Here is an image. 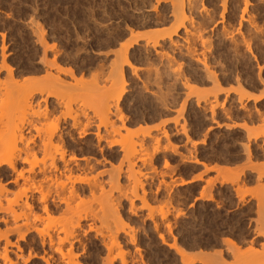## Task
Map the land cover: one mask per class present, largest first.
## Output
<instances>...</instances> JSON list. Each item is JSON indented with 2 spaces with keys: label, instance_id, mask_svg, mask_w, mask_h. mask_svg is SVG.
<instances>
[{
  "label": "rangeland",
  "instance_id": "1",
  "mask_svg": "<svg viewBox=\"0 0 264 264\" xmlns=\"http://www.w3.org/2000/svg\"><path fill=\"white\" fill-rule=\"evenodd\" d=\"M171 1L172 0H0V49H3V53L2 49L0 50V65H2V60H5L7 66L13 68V73L24 72L22 76H19L20 78L16 77L17 80H14L16 81V84H19V82L21 83L28 78L34 79L35 81H41L44 79L43 77H45V74L49 73L51 70L50 74L53 71L54 72L50 76L54 77L55 81L58 77L60 78L59 84L63 85L64 83L65 86L73 87L71 89L66 87L67 90H65V88L63 89L65 86H63L62 91H59V89L56 90L55 88L52 89V87H54L52 84L59 81L57 79L55 82L53 81L54 79H50L52 87L49 88V85H46L48 86V89L46 88L48 91L45 90V93H42L41 95L37 94L38 96H35L36 99L34 98L30 101V105L32 104L30 108L28 107L25 109L22 107V113H24L22 115L20 112L19 115H21V118H24L25 121H28L29 119V121H31V123L26 126L27 130L25 131V139L23 143H29L30 147L37 150V147H39L41 141H43V132L45 129L49 128L50 125L54 126L57 120L59 121H57L58 126L57 123L56 126L63 130L64 133H67V131L77 133L78 130L75 129V131L70 127L73 119L75 120L78 117L79 119L77 118L76 120L80 121L79 124L81 123V128L82 124L85 125L89 120V123L91 124L90 128L91 130L93 129V132H95V129L98 127L102 133L105 128H120V135H112L108 139L111 141L121 140L127 133L125 129H129L131 132H134V134L136 133V136H133L132 141L136 144L143 145L142 150H145L143 151L144 153L140 152L141 155H137L139 157L144 156L143 159H146L145 164H142L144 160L136 161L137 155L135 156L136 158H133L134 165L132 166L133 169H131V171H138V173H140L137 175L136 172L135 176L133 174L134 178L138 176L137 179L138 181L140 180L139 183L136 182L135 184L137 179L134 181L128 177V175H131V171L127 168V163H125L124 160L121 162L122 158H124V154L121 151L120 146L115 145L109 148L107 141L101 142L100 147H97L96 145V156H82L81 153H76L78 158L85 156V158L89 160L90 165H95L94 172H91L90 174L89 172H87L88 174L82 172L75 173L76 175H81L82 177L87 176L88 178L96 174V190L93 191V196L92 194H89L91 192H89L88 186L85 184H77L78 186L76 185V188H79L80 186L86 188V191L83 196L79 194V198H71L68 203L69 206H66L64 204H59L56 201L57 195H63H61V193L56 194V192H60L59 187L45 186L44 184V186H42V193L47 192V190L50 191V196L47 200L50 206V212L47 215L42 210V203L39 204L36 200L40 197L38 192L32 194L27 193L28 197L31 198H28L29 203H34L31 211L32 214L31 212L24 211V209L19 206L21 204H19L18 207H13L17 214H20L21 211L26 212L29 216L26 217L28 219L22 217V219L20 218L13 221V219L7 216L6 212H0V218H6L7 220L5 222L0 221V233H4L5 237L8 239L7 241L10 242L11 246H7L8 255L14 262H16V264H24L28 255L33 254L34 252L40 255L43 254L39 247L38 234H36L37 232L35 229H33L35 231L31 230V226L39 229V232H43L42 235L47 233L54 236L55 238L51 236L54 238V241H57L58 238L63 239L69 236L71 232H74L75 230V234L78 235V238L81 237V244H76L75 252L76 254H81L82 258H88L94 253L95 246L96 251H101V248L103 247L101 246L102 242H108L110 235L112 237L115 235V231L122 227L120 223L125 225V227L128 224L126 228L129 231L130 236L131 233H133L132 236L135 237L134 244H130L127 242L130 238L127 236V230L125 236L123 233H120V231L118 234L119 240L122 242L124 241V243L126 242V244L128 243L127 247L124 246L125 249L123 248L124 250L128 249L126 250V254L129 251V256L127 255L128 264L131 263V260L135 261V259L137 261H135V264H144V261L149 264H181V262H183L181 261L182 259H180L181 257L177 254L176 250L174 251V249L177 248L184 251V253L187 251V260L189 257L191 258V261L193 259V263L191 264H211L212 261L210 263H208V261H210L212 257H218V263L215 261L216 264H223L222 262H224V264H244L246 262L245 257H242L241 255L246 253L245 251L251 253V249L252 253L250 255L252 257H247V264H249L248 259H253L250 264H254L253 261L256 260L255 256L258 259L261 257L260 255H262L260 259H264V253H261L262 244L264 245V210L261 211L264 205V203L261 205L264 200V138L259 136L254 139L252 136H249L247 131L251 130L252 132L255 131L254 133H257L264 129V0H190L187 4L184 2V10L192 9L197 12L191 10L188 15L187 12L189 10L184 11V15L186 16H183L186 18L181 17V19L183 18L184 27L178 26L181 21L177 22L179 23L177 25L175 20L177 17H180V13H178L180 11L177 12L178 14L176 13L177 17L176 15L174 16L175 13L173 11L170 12V10H174L173 8L175 5L173 7L171 6L177 3V0H173V3ZM193 1L195 3L192 5ZM244 2H246V5ZM186 5L187 8H185ZM189 6L196 7L193 9L189 8ZM205 17H207V19ZM240 17H242V19ZM190 19L191 21L189 23L188 21ZM202 20L205 21L203 24L206 26L202 24ZM174 21L176 23L175 25L180 27L177 30V36H173V41L179 44L177 48H166V46L169 45L166 41L160 43L163 45V48L164 45L168 43L165 46L166 50L165 48H162L163 50L159 48L158 50V47H162V45L155 47L154 50V39L159 37L158 32L161 33L163 31V34H165L164 30L166 31L168 27L169 30H167L166 33L173 30L175 28V26L173 27ZM154 23L155 25L153 26ZM239 23L240 25H238ZM201 24L203 25V28L201 27ZM170 26L172 27L170 28ZM33 29L36 31L38 30L40 35L36 34L37 32ZM200 29L202 30V33ZM131 30L132 33H138L134 34L137 36H130L129 33H127ZM199 30L202 35V40L205 41V38L208 39V41L206 39L207 43L202 45L203 48L200 45L201 43H199L201 41H199V39L198 41L195 40L199 35ZM148 32H154L158 37L156 36L157 38H154L152 37L154 34L151 33L149 35ZM179 32L183 35H180ZM223 32L226 34V38L224 37L225 35ZM115 33L116 35L118 33L119 36H116ZM184 33H186L185 36ZM189 33L191 35L193 33L195 34L190 36V38ZM142 34H145L146 37L142 38ZM220 34H222L223 37ZM37 35L38 39L35 37ZM108 35H110L109 39ZM120 35H122V38ZM147 36L149 37L147 38ZM136 37L141 39L138 40ZM186 37L190 38V41H188L189 39ZM39 38H44L43 41H45V46L51 47V45H54L52 46L53 49L47 50L45 55L43 54V48L45 46L43 45V47L42 44L39 43L40 41L38 42ZM112 38H115L114 42H119H113L114 45H116H113L114 47H112ZM134 40H137V44L132 45V47L128 49V52L131 53L132 56L133 52L134 54L137 53L136 50L143 51L148 49V46L151 45L149 51H151V54L154 51V54L150 56V59L152 61L157 60L155 64H158V67H160L161 63L163 65L167 62H171L169 59L173 56V58L175 57L176 59H172L176 62L175 65L172 62L171 63L174 65V68L176 67V71L174 72V68L171 70V66L173 67L171 64H169V66L171 65L169 69L171 68L170 70L173 73H170V70H167V66H163L165 69L163 67L160 68H163L164 70H160L156 66V70V68H154L155 66L153 67L154 64L151 60L145 64L144 62L138 63V61H135L134 64L136 63V67L134 68L136 69H132L134 70L132 72L135 74L129 72V68L124 67V81L126 84H120L122 82L121 78H118L119 81H117V79L115 82L114 79L119 75H115V78L113 77L114 74L112 73L115 70L112 69L113 66L110 68V60L112 62L117 59L116 54L119 52V48L122 44L124 46V44H129V42L131 43ZM177 40H179V42ZM98 41H100L99 43H101L102 47ZM144 41H150L147 42L148 46ZM120 42L122 43L121 45ZM231 42L232 45L230 44ZM97 43L99 46H97ZM193 43L196 44V47ZM183 44H187V47L183 46ZM107 45L110 48H107ZM197 45L200 47L198 48ZM188 46L196 48L198 57L200 54L199 59H202L205 56V59L208 62V67L211 71L215 72H212L215 78L218 77L217 80L220 88H218L219 86L217 84L213 85L214 83H217V81H212L211 78V80L209 78V80H206V77L203 79L205 74L203 73L202 65H197L194 59L187 55V49L191 48ZM170 49L174 53L170 54V57L167 58L169 53H172ZM199 50L201 51L199 52ZM165 51H170L169 53L166 52L167 56H164L166 55ZM53 52L55 54L57 53L56 56H54L55 54ZM2 54H4V56ZM131 54L129 55L131 56ZM156 54H159V59H162L161 62ZM43 57L47 60L49 59L48 61H52L54 57L56 58L55 64L58 63L57 65H59V68L57 67V73L55 72L56 68L51 67L52 69H42L41 64H39L40 62L38 61ZM165 60L169 61H166L165 63ZM157 62H160V64ZM29 64H35V66L38 65L36 67L41 70L38 75H32L25 72V69L28 68L27 66H29ZM141 64H144V66ZM199 67H201L200 70ZM60 68L62 71L58 70ZM177 68H179L181 72L180 76L178 73L180 78L183 77V72H185L183 73L185 77H190L187 79L188 81L190 80L189 83L191 82L194 86L193 91L187 90L186 87H182L181 82L184 81V78H181L182 81L175 76L177 75V71L179 72ZM68 70L69 72L72 70L71 72L73 73L70 74L68 72L69 74L67 75L65 72ZM154 70L155 72L158 70L160 71L155 73L153 72ZM166 70L172 74L175 83H177L175 85L176 87H172V84H169L170 81L171 83L174 82H172V79L168 80L172 78V76L166 75ZM192 70H194L195 74ZM196 70H198V72ZM149 72L156 74H153L154 78ZM157 73L160 74L158 75ZM200 73L202 74L201 76ZM0 74V82L5 81V78L6 80L8 79L6 76L7 73H5L4 70H1ZM116 74H118V72ZM161 74L163 76H161ZM55 75H57V77ZM71 75L74 76L72 78L75 80L71 78ZM41 76H43V79ZM156 76H158V78ZM168 76H170V78L166 79L165 77ZM174 76L179 80H175L176 78ZM193 76L197 79L193 78ZM80 78L83 81L80 80L81 82L77 83L76 87L73 86L72 84ZM159 78L161 79V82H158V80L160 81ZM155 79L158 80L156 81ZM7 81L9 82V80ZM61 81L63 83H61ZM141 81H144L143 83L147 85V87L145 85L143 86L144 88H147V90L142 87L141 84L143 83ZM168 81L169 83H167ZM8 82L2 83H6L5 85H7ZM112 82H114V84L116 83L115 85L118 86V90L123 89L124 92L117 104L118 109L111 108L112 110L109 109L108 111L105 109V106H103L104 104L102 105L100 104L102 102H99L103 101L102 99L106 96L101 95L105 97L98 98L101 91L98 93L99 91L97 90L98 88L99 90H103L101 89L103 86L105 89L106 87L112 86ZM155 82L157 84H155ZM9 84L11 85V81ZM21 84L23 85L24 83ZM21 84H19V87ZM120 85H122L123 88H121ZM156 85H158V87ZM3 86L0 88V96L3 98L1 99L2 103L6 101V98L4 97L5 95H3L6 93L4 90L9 88V86H7V88L5 86V88H2ZM15 86L12 84V88H9L10 92L8 90L9 94H13L11 97L13 96L16 98H10L13 102L21 96L19 94L25 93V89H27V86L25 87L24 85L25 88L22 86V89L24 90L19 87L17 88V85ZM34 87L35 89L39 88L41 87V84L34 85L33 87L31 86V89L29 88L30 91H32V89L34 90ZM216 88L222 90L217 91ZM105 89L103 91H105ZM113 89L114 88L112 87L111 91H105L107 93L106 101H109L108 99H110L108 104L116 103V94L113 93L115 90L112 92ZM12 90H15L14 93H12ZM16 91L19 93H15ZM27 91L30 92L28 89ZM1 92H3V96L1 95ZM47 92H53L54 94L48 93V95L51 96L48 97V95H46L45 97ZM190 92L191 94H189ZM215 93L218 94L216 95ZM39 98L41 99L38 100ZM43 98H46V104L45 102H42ZM256 98L258 99L257 101H255ZM162 99L167 104L162 103ZM57 101H59L58 104L56 103ZM111 101H113V103H110ZM181 103H184V107H181L182 110L180 105L183 104ZM5 105L6 103H4V107ZM19 109H21V107ZM3 110L2 106V109H0V115L2 114V118L0 117V120L2 121L3 119V121H6L5 117L3 118V114H5ZM45 110L46 114H50L45 116L40 115V113L42 114ZM28 111H31V113H28ZM32 112H37L36 115H40V117H36L35 114V116L32 115ZM258 112H263L262 117H260L261 113ZM179 114L181 115L178 116ZM121 116L122 118H120ZM15 122L14 124H16ZM241 124H244L246 128H243L244 125H242V127ZM231 125H238L240 127L233 128ZM80 126L77 129H80ZM123 127L125 129H123ZM0 128H3L2 131L5 133V127L1 125V122ZM37 128L40 130L38 131L39 134L36 131ZM182 128H186L185 132H183ZM1 129L0 134L3 133ZM148 132L149 137L144 136V134L142 135V133ZM163 132L167 133L166 135H169L167 136L168 138H165L166 135ZM155 139H158L159 141L156 142ZM79 142L80 144L89 142L94 145L95 143L93 142H95V138L90 135L84 139H80ZM23 143H19V146L22 147L24 145ZM156 143L158 145L157 147ZM53 144L57 146L60 145L56 139ZM155 148H157L158 152ZM99 149H102V151L99 152ZM136 149L139 150L138 146H136ZM69 155L70 153H68V156ZM79 155L81 156L79 157ZM193 156L195 157L193 158ZM36 157L38 160L42 158L41 154H38ZM146 157L149 158L147 159ZM182 158L184 160H182ZM189 159H192V162H189ZM193 159H195L198 164L195 163ZM80 164L84 165L85 162H81ZM119 164L121 165V168L119 166L121 171L118 170L120 174L117 173L116 170H114L115 172L113 171V167L116 168ZM21 167L25 170L28 169V165L26 164H20L19 168ZM201 168L203 171H201ZM207 168L209 170H207ZM127 169H129V173L127 172ZM111 172H114L115 178L113 177V173L111 175ZM14 174H10V178L4 180V184L2 183L5 190L7 189L8 191L0 195L3 208H7L5 207L6 205L8 206L6 203L7 200L11 198L10 201L12 202V198L14 199V197H16V193L18 194L19 192H22L24 188H27L30 185L29 182H26L23 179H19L18 182H12L15 178L14 176H16V174ZM24 175L27 176V173H24ZM117 175L118 178L116 177ZM197 176L200 177L198 178ZM39 177L40 176L35 179V182L40 180ZM189 177H191V180H194L186 185H180L182 179L185 181V179ZM196 178L198 179L196 180ZM116 179L118 180L116 181ZM57 180L64 181L65 178L58 176ZM134 184L137 185L136 188L134 187ZM64 194H67V192ZM202 194H204L205 197ZM208 196H210L211 199H207ZM62 197H65V195ZM21 199L23 201L24 197L22 196ZM11 202L8 201V203ZM11 205H13V203ZM114 211L117 212L118 219L120 217L122 218L121 222L118 223L116 217H114V215H116L114 214ZM162 212L168 214H165L164 217ZM179 213L182 215H179ZM92 215H94L96 219ZM35 216L38 220L35 219L33 221ZM83 216H88L90 218L87 217L86 220L81 218L83 220L80 222L81 227L75 228L78 218ZM160 216L163 218H160ZM26 224L28 227L30 226L29 233L26 230L28 228L25 227L27 226ZM154 224H156V228H158L156 229V232L154 230L155 228H153ZM167 225L169 226L167 227ZM89 226L93 227L95 230L88 232ZM14 228H17L18 231H14ZM167 228H169L170 231ZM131 229L132 232L130 231ZM20 233L25 235L24 240H20ZM159 236H162L163 239L165 237L164 240L168 246L161 243L158 238ZM5 237H0V251L5 244ZM223 239H226L227 241ZM228 239L235 245L237 244L236 248H238L239 251L235 246L231 248L229 247L231 250L227 248ZM172 244L176 247L172 248V246L170 248L169 245L171 246ZM175 244H177L178 247ZM65 245V248H68V244ZM17 248L21 249V254ZM48 249L49 248L46 247L45 252H47L48 257H50L53 254V251H51L53 248ZM88 250H90V252ZM103 250L104 249L102 248V252L105 253L106 250ZM124 250L123 252H125ZM219 251L221 253H219ZM253 251L258 253L255 254ZM104 253L101 255L105 256L106 254ZM118 253L119 251L115 250L112 252L111 256L115 257ZM199 254L200 256H198V259H201L203 262H200L197 258L194 260L195 255ZM236 254L241 255L239 257ZM15 255H21L22 258H17ZM53 255L54 258L57 257V255ZM209 256L211 257L208 258ZM221 259L223 261H221ZM141 260H143L142 263ZM213 262L212 264H214ZM262 262L263 261L258 262V264H263ZM0 264H2L1 260ZM25 264L45 263L40 259H32ZM58 264L63 263L58 262Z\"/></svg>",
  "mask_w": 264,
  "mask_h": 264
},
{
  "label": "bare ground",
  "instance_id": "2",
  "mask_svg": "<svg viewBox=\"0 0 264 264\" xmlns=\"http://www.w3.org/2000/svg\"><path fill=\"white\" fill-rule=\"evenodd\" d=\"M173 1V0H172ZM171 1V2H172ZM190 0H177V5L176 4H173L171 7H173L174 5H175V7L173 8L174 10H170V12H174L173 14H174V16L176 15V13L178 12V11H180V12H178V13H180V19L177 17V15H176V17L178 18H176L175 20H176V23L177 22H180L181 21V23L179 24V23H177V25L178 26H183V18H186V17H184V16H186V15H184V11H186V10H189L187 13H188V15H189V13H190V11L192 10H190V9H186V10H184V2H185V4H187L188 2H189ZM192 1V0H191ZM175 2V1H174ZM173 3V2H172ZM195 2L193 1L192 2V5L194 4ZM244 4L246 5V2H244ZM191 5V4H190ZM191 5V6H192ZM191 6H189V8H193L194 9V7H196V6H194V7H191ZM185 8H187V5H186V7ZM245 9V8H244ZM196 10V9H195ZM192 11H194V10H192ZM194 12H196V11H194ZM204 12H206V11H204ZM242 12H243V10H242ZM177 13V14H178ZM197 13V12H196ZM200 13V12H199ZM173 14H172V16H173ZM182 14V15H181ZM192 14H193V12H192ZM203 14V13H202ZM205 14V13H204ZM242 14V13H241ZM184 15V16H183ZM206 15V14H205ZM204 15V16H205ZM173 16V17H174ZM197 16V15H196ZM207 16V15H206ZM209 16V15H208ZM144 17V16H143ZM181 17H183L182 19H181ZM189 17V16H188ZM206 19H207V17H205ZM209 18V17H208ZM241 19H242V17H240ZM205 19V20H206ZM210 19V18H209ZM212 19V18H211ZM168 20V19H167ZM179 20V21H178ZM186 20V19H185ZM188 20V19H187ZM204 20V19H203ZM202 20V21H203ZM190 21H191V19L188 21L189 23H190ZM199 21V20H198ZM213 21V20H212ZM141 22V21H140ZM144 22V21H143ZM143 22H142V24H143ZM205 21H203L202 22V24L204 23ZM249 22V21H248ZM139 23V22H138ZM151 23V22H150ZM175 21H174V25H173V27L175 26V28L173 29V30H170V31H168V33H166V31L167 30H169V27H168V29H166V31L164 30V33L165 34H163V31L160 33V32H158V35H159V37H158V35H156V33H157V31H156V33H154V32H148L149 33V35L152 33V34H154V35H152V37H154V38H157V39H154V38H152V39H154V44H153V49L155 50V47H157V46H159V45H162V44H160V43H163V42H168L169 43V45L171 46H166L167 44H165L164 45V48H165V46H166V48L167 47H169V48H177V46L179 45V44H177V42H175V41H173L174 39H173V36H177V30L180 28V27H177L175 24ZM31 24H32V22H31ZM135 24V23H134ZM144 24H146V23H144ZM149 24V23H148ZM173 24V23H172ZM201 24V25H202ZM207 24V23H206ZM249 24V23H248ZM38 25V24H37ZM136 25H138V24H136ZM155 25V23L153 24V26ZM203 25H205V24H203ZM203 25L201 26L202 28H203ZM209 25V24H208ZM207 25V26H208ZM238 25H240V23L238 24ZM158 26V25H157ZM186 26V25H185ZM190 26H192V25H190ZM206 26V25H205ZM110 27H112V26H110ZM142 27V26H141ZM148 27V26H147ZM151 27V26H150ZM172 26H170V28H171ZM177 27V28H176ZM184 27V26H183ZM188 27V26H187ZM199 27V26H198ZM104 28V27H103ZM109 28V27H108ZM166 28V27H165ZM192 28V27H191ZM239 28V27H238ZM185 29V28H184ZM199 29V28H198ZM205 29V28H204ZM222 29V28H221ZM34 30V29H33ZM43 30V29H42ZM114 30V29H113ZM123 30V29H122ZM201 30V29H200ZM200 30H199V35H198V37H197V39H195V40H197L198 41V39H199V41H201V42H199V43H201L200 45L202 46V45H204L205 43H207V41H208V39L207 38H205V41H206V39H207V41L205 42L204 40H202V35L200 34ZM34 31H36V30H34ZM115 31V30H114ZM113 31V32H114ZM129 31V30H128ZM186 31V30H185ZM184 31V32H185ZM190 31V30H189ZM189 31H187V32H189ZM211 31V30H210ZM221 31V30H220ZM37 33L36 34H39L38 33V30L36 31ZM108 32V31H107ZM118 32V31H117ZM130 32H131V34H130ZM130 32H127V33H129V35L130 36H132V35H134V34H138V33H132V30L130 31ZM204 32V31H203ZM212 32V31H211ZM109 33V32H108ZM121 33H123V32H121ZM120 33V34H121ZM197 33V32H196ZM201 33H202V30H201ZM224 33V32H223ZM222 33V34H223ZM32 34H34V33H32ZM110 34H111V32H110ZM125 34V33H124ZM179 34H180V32H179ZM185 34L186 33H184V36H185ZM193 34H195V33H193ZM192 34V35H193ZM218 34V33H217ZM222 34H220L221 36H222ZM40 35V34H39ZM42 35V34H41ZM44 35V34H43ZM107 35V34H106ZM112 35H114V34H112ZM115 35H116V33H115ZM114 35V36H115ZM117 35L119 36V34L117 33ZM116 35V36H117ZM127 35V34H126ZM144 35V36H143ZM180 35H183V34H180ZM187 35H188V33H187ZM190 33H189V37L190 36H192ZM224 37L226 38V34L224 33ZM105 36V35H104ZM109 36L110 35H108V39H109ZM122 35H120V37H121ZM134 36H137V35H134ZM138 36H140V35H138ZM157 36V37H156ZM183 36V37H184ZM195 36H197V35H195ZM194 36V37H195ZM229 36V35H228ZM35 37H37V39H38V35L37 36H35ZM42 37V36H41ZM106 37V36H105ZM141 37V36H140ZM143 37H146V35L145 34H142V38ZM149 36H147V38H148ZM188 37V36H187ZM186 37V38H187ZM223 37V36H222ZM230 37V36H229ZM116 38V37H115ZM114 38V39H115ZM118 38V37H117ZM122 38V37H121ZM130 38V37H129ZM132 38V37H131ZM137 38V37H136ZM185 38V39H186ZM191 38V37H190ZM190 38H187V39H189L188 41H190ZM221 38V37H220ZM43 39L44 38H39V40H38V42L40 43V44H42V46L44 45L45 46V41H43ZM107 39V38H106ZM113 39V38H112ZM114 39L112 40V43L114 42ZM118 39H120V38H118ZM133 39V38H132ZM138 39V38H137ZM139 39H141V38H139ZM138 39V40H139ZM183 39V38H182ZM194 39V38H193ZM224 39V38H223ZM104 40V39H103ZM184 40V39H183ZM194 40V41H195ZM105 41V40H104ZM104 41H102V42H104ZM120 41V40H119ZM131 41V40H130ZM153 41V40H152ZM178 42H179V40H177ZM187 41V40H186ZM186 41H184V42H186ZM224 41V40H223ZM227 41V40H226ZM229 41V40H228ZM37 42V41H36ZM35 42V43H36ZM47 42V41H46ZM100 41H98V43H99ZM116 42V41H115ZM114 42V43H115ZM122 42V41H121ZM120 42V45L123 43H121ZM137 40H134L133 42H129V44L128 43H126V45L124 44V46H123V44H122V46H120V50H119V52L116 54V56H117V59L115 60V61H112L111 62V60H110V63L109 62H107V63H109V65H110V68H111V66H113L112 67V69L113 70H115V71H113V73H112V71H111V73L112 74H114V78H115V75H119V76H116L117 78H113L114 80H115V82H116V80L118 79V78H121L122 79V82L120 83V84H122V85H124V83H125V81H124V67H126V68H129V72H131V73H133V74H135L134 72H132V71H134V70H132V69H136V68H134V67H136L135 66V64H134V62L135 61H138V63H140V62H144V64L145 63H147L148 61H150L151 59H150V56L152 55V54H154L153 52H152V54H151V51H149L150 49H149V47L151 46L150 44V46H148V44H147V42H150V41H144V43L146 42V44H147V46H148V49H145V50H143V51H137L136 50V52L137 53H135L134 54V52H133V56H132V54L131 53H129L128 52V49L129 48H131L132 47V45H136L137 43ZM196 42V41H195ZM221 42V41H220ZM98 43H97V46H99L98 45ZM108 44H110L111 43V39H110V43L109 42H107ZM106 43V44H107ZM114 43L112 44V47H114V46H116V45H114ZM116 43H119V42H116ZM183 43V42H182ZM188 43V42H187ZM209 43V42H208ZM226 43V42H225ZM39 44V45H40ZM47 44V43H46ZM100 45H101V43H99ZM152 44V43H151ZM189 44V43H188ZM194 45H195V47H196V44L195 43H193ZM231 45H232V42L230 43ZM234 44V43H233ZM114 45V46H113ZM139 45V44H138ZM187 45V44H186ZM186 45H184L183 44V46H186ZM192 45V44H191ZM199 45V44H198ZM198 45H197V47H198ZM234 45H236V44H234ZM3 46V45H2ZM43 46V47H44ZM52 46H54V45H51V47ZM111 46V45H110ZM181 46H182V44H181ZM207 46V45H206ZM50 46H45L44 48H43V51H44V55H45V53H46V51L47 50H51V49H53V47L51 48ZM101 47H102V45H101ZM103 47H105V46H103ZM135 47V46H134ZM144 47V46H143ZM146 47V46H145ZM187 47V46H186ZM189 47V46H188ZM191 48L193 47V46H190ZM189 47V48H190ZM190 48V49H187V51H186V53H187V55H189V56H191L193 59H194V61L196 62V64L197 65H199L200 66V64L202 65V68H203V73L205 74V76L203 77V79L206 77L207 79L206 80H209L210 78L212 79V81H217V83H214L213 85H215V84H217L218 85V80H217V78L218 77H216L215 78V76L213 75V73L212 72H214V71H211V69L208 67V62L206 61V59H205V56L202 58V59H199V57H200V54H199V57H198V53L196 52V48ZM200 47V46H199ZM198 47V48H199ZM237 47V46H236ZM106 48V47H105ZM107 48H110V47H108V45H107ZM159 48L160 49H162L163 48V45H162V47H158V50H159ZM163 48V49H164ZM166 48H165V50H166ZM168 48V49H169ZM184 48V47H183ZM198 48H197V50H198ZM202 48H203V46H202ZM231 48V47H230ZM2 49V48H1ZM0 49V50H1ZM42 49V48H41ZM100 49V48H99ZM102 49V48H101ZM162 49V50H163ZM170 49V50H171ZM186 49V48H185ZM232 49H234V48H232ZM131 50H133V49H131ZM203 50V49H202ZM133 51H135V50H133ZM168 51V50H167ZM167 51H165V53L167 52ZM172 51V50H171ZM201 50H199V52H200ZM208 51V50H207ZM229 51V50H228ZM239 51V50H238ZM54 52H56V51H54ZM53 52V53H54ZM160 52V51H159ZM163 52V51H162ZM161 52V53H162ZM170 52V51H169ZM169 52H167V53H169ZM176 52V51H175ZM227 52V51H226ZM2 53H3V49H2ZM42 53V52H41ZM51 53V52H50ZM49 53V54H50ZM114 53V52H113ZM167 53H166V55H164V56H167ZM174 52L172 51V53H169V56H167V58H169L170 57V54H173ZM202 53V52H201ZM235 53V52H234ZM237 53V52H236ZM48 54V55H49ZM55 54V53H54ZM54 54H52V55H54ZM57 54V53H56ZM56 54L54 55V56H56ZM129 54H131V56L129 55ZM160 54V53H159ZM159 54H156L157 56L159 55ZM162 54H164V53H162ZM161 54V55H162ZM3 56H4V54H2ZM105 55H107V54H105ZM114 55V54H113ZM176 55V54H175ZM179 55V54H178ZM177 55V56H178ZM231 55V54H230ZM235 55V54H234ZM237 55V54H236ZM2 56V57H3ZM155 56V55H154ZM157 56H155V57H157ZM172 56V55H171ZM202 56V55H201ZM159 57L160 56H158V59H159ZM227 57V56H226ZM5 58V57H4ZM39 58V57H38ZM41 58V57H40ZM114 58V57H113ZM172 58H173V56H172ZM169 59L174 65H175V62L176 61H174L173 59L175 58H173V59ZM179 58V57H178ZM184 58V57H183ZM192 58H191V60H192ZM216 58V57H215ZM222 58V57H221ZM240 58V57H239ZM55 57L53 58V60L51 61H48L45 57H43L41 60H39L38 62H40L39 64H41V66H42V69H52V68H56V73H57V67L59 66V65H57L58 63H56L55 64ZM155 59V58H154ZM157 59V58H156ZM166 59V58H165ZM176 59V58H175ZM214 59V58H213ZM212 59V60H213ZM160 60V62H161V60L162 59H159ZM169 60H165L164 62L166 63V61H169ZM173 60V61H172ZM152 61V60H151ZM157 61V60H156ZM155 60L154 61H152L153 62V64H151V65H153V67L154 68H156V66L158 67L159 65L157 64H155V62H156ZM57 62V61H56ZM160 62H157V63H159L160 64ZM171 62H167L166 64H163L162 65V63L160 64V67H158L159 69L161 68V67H163V66H167L168 68H167V70H170L171 68V70H173V68H174V65L171 63ZM177 62H178V59H177ZM216 62V61H215ZM218 62V61H217ZM91 63V62H90ZM1 64L2 65H0V71L1 70H4L5 71V73H7L6 74V76H7V80H9V82L11 81V85L9 84V82L6 80V78H5V81H2V82H8V84L7 85H5L6 83H2V82H0V88H1V86H3V84H4V86L7 88V86H9V88L12 86V84H13V86H15V85H17V88L19 87V84H21V83H24L23 85L26 87L27 86V89L30 91V87L32 86H34V85H39V84H41V87H39V88H36L35 89V87H34V90L32 89V91H30V92H28L27 91V89H25V93H23V94H19V95H21L15 102H13L12 101V99L14 98L13 96V98L11 97V95H13V94H9V92H10V90H9V88L8 89H5L4 90V92H6V93H4L3 95H5L4 97L6 98L5 100L6 101H4L3 103H2V100L1 99H3V98H1V96H0V109H2V106H3V111L5 112V114H3V118L5 117V119H6V121H3V119H2V121L0 120V122H1V125H3V127H5L6 128V130H5V128H4V131H5V133L2 131V129H1V131L3 132L2 134H0V143H2V144H0V195L2 194V193H4V192H8L7 191V189L5 190V187L2 185V183L4 182V180H6V179H8V178H10V174L12 175V173L14 174H16V176H14L15 178H14V180L12 181V182H18V180L19 179H23L24 181H26V182H29L30 183V185H29V187H27V188H24L23 190H22V192H19L18 194L16 193V197H14V199L12 198V202L10 201V199L9 198H6V199H9V200H7V204H8V206L6 205L5 207H7V208H3L2 207V201L0 200V212H6V214H7V216L8 217H10L11 219H13V221H16V220H18V219H22V217H29L28 216V214L26 213V212H23V211H21L20 212V214H17V212L15 213V209L13 208L14 206L15 207H18V205L19 204H21V205H19V206H21L23 209H24V211H28L29 213L32 211V209H33V204L34 203H29V199H31V198H29L28 197V195H27V193H34V192H38L39 194H40V197H39V199H36L38 202H39V204L40 203H42V210H43V212H45L46 213V215L50 212V206H49V204H48V198H49V196H50V191H48L47 190V192H44V193H42V186H44V184H45V186L46 185H49V186H55V187H59V191L60 192H56V194H60L61 193V195L63 194V195H65V197H62V196H60V195H57V199H56V201L59 203V204H64V205H66V206H69L68 205V203H69V200L71 199V198H73V197H78L79 196V194L80 195H82L83 196V194H84V192L86 191V188H83V187H80L79 186V188H76V185L77 184H85L86 186H88V190H89V192H91V193H89V194H92V196H93V191H95L96 190V174L94 175V176H90V178H88L87 176H84V177H82L81 175V177L79 176V175H76L75 173L76 172H82V173H87V172H89V174L91 173V172H94L93 170H94V168H95V165H90V163H89V160H87V158H85V156L84 157H80L81 155L83 156V155H87V156H89V157H92V156H96V145H97V147H100V145H101V142H105V141H107V143H108V147L110 148V147H113V146H115V145H118V146H120V149H121V151L123 152V154H124V158H122V161L121 162H123V160H124V162L125 163H127V168H129L130 169V171H131V169H133V165H134V163H133V158L138 154V155H141V153L140 152H143V151H145V150H142L143 149V145H141V144H136L135 142H133L132 141V138H133V136H136L135 134H134V132H131L129 129H125L124 127H123V129H125V131H127V133H126V135L121 139V140H113V141H111V140H108L109 139V137H111L112 135H117V134H119L120 135V132H121V129L120 128H112V127H110V128H105L104 129V132L102 133L100 130H99V127L97 128V129H95V132H93L92 130H91V124L89 123V120H88V122H86V124L85 125H83L82 124V128H81V126H80V124H79V122L80 121H77L76 119L78 118H76L75 120L73 119V121H72V125H71V127L70 128H72V129H76V130H78L77 131V133H72V131L71 132H69V131H67V133H64V131L63 130H61V129H59V127H57L58 126V122L57 121H59V120H57L56 121V123H57V126H56V123L54 124V126H51L50 125V127L49 128H47V129H45V131L43 132L44 133V138L42 139L43 141H41V143H40V145H39V147H37V150H35L33 147H30V144L29 143H26V144H24L23 143V141H24V139H25V131L27 130V124L29 125V123H31V121H25V119L24 118H21V115H19L20 114V112H21V114L23 115V113H22V107L23 108H30V106L32 105H30V101L31 100H33L34 98H35V96L37 95V94H39V95H41L42 93H45L44 91L45 90H47L48 88V86H46V85H49V88L50 87H52V86H54V87H52V89L53 88H55L56 90L57 89H59V91L61 90L62 91V87L63 86H65V84L61 81V83H63V85L62 84H59L60 83V78H58L57 77V75H55L57 78H56V81H57V79H58V81L59 82H57V83H55V84H52V82H50L52 79H54L53 81H55V78L54 77H52V76H50L51 74H50V71H49V73H47V72H45V73H47V74H45V77H43V76H41V78L43 79V80H41V81H35L34 79H31V78H28V79H25V80H23V82H19V84L17 83L16 84V81H14L15 79H16V77H19L20 75L22 76L23 75V73L24 72H19V73H13V68H10V67H8L7 66V64L5 63V60H2V62H1ZM24 64H25V62H24ZM62 64V63H61ZM112 64V65H111ZM144 64H141V65H143L144 66ZM150 64V63H149ZM169 64H171V65H173V67L171 66V68L169 69ZM181 64V63H180ZM177 65V64H176ZM220 65V64H219ZM25 66V65H24ZM36 66H38V65H36ZM35 66V64H29V66H27L28 68H26L25 69V72L26 73H29V74H37L38 75V73L41 71V70H39L37 67ZM98 66V65H97ZM99 66H101V65H99ZM147 66V65H146ZM178 66V65H177ZM184 66V65H183ZM209 66H211V65H209ZM214 66V65H213ZM52 67V68H51ZM60 67H61V65H60ZM153 67H152V69H153ZM179 67V66H178ZM198 67V66H197ZM39 68H40V66H39ZM59 68V67H58ZM164 68V67H163ZM162 68V69H163ZM181 68V67H180ZM200 68L201 67H199V70H200ZM213 68V67H212ZM41 69V68H40ZM101 69V68H100ZM162 69H160V70H162ZM165 69V68H164ZM163 69V70H164ZM178 70H179V68H177ZM184 69V68H183ZM187 69V68H186ZM59 71L61 70L62 71V69L60 68V69H58ZM139 70V69H138ZM145 70V69H144ZM150 70V69H149ZM156 70H157V68H156ZM160 70H158V71H156V72H159ZM167 70H166V72H165V74L166 75H171L172 76V74H170L172 71L170 70L169 72H167ZM182 70V69H181ZM222 70V69H221ZM24 71V70H23ZM43 71H46V70H43ZM72 70H70V72H69V70L67 71V72H65V73H67V75L70 73V74H72L73 72H71ZM118 72V74H116L117 72ZM137 71V70H136ZM152 71V70H151ZM176 71V67L174 68V72ZM184 71V70H183ZM193 71V73L195 74V72H194V70H192ZM197 72H198V70H196ZM202 71V70H201ZM69 72V73H68ZM114 72H116V73H114ZM138 72V71H137ZM153 72H155V70L153 71ZM153 72H149L150 74H154ZM155 72V73H156ZM161 72H163V71H161ZM160 72V73H161ZM59 73H61V72H59ZM63 73V72H62ZM76 73V72H75ZM159 73V74H160ZM168 73V74H167ZM173 73V72H172ZM178 73H179V76L181 75L180 73V70H179V72L177 71V75H175V76H177V78H179V79H181V78H184V81L183 82H181V85H182V87H186L187 88V90H192L193 91V85H192V83L190 84L189 83V81H188V79L190 78V77H185L184 75H183V73H185V72H183L182 73V76L183 77H179L178 76ZM190 73V72H189ZM192 73V72H191ZM215 73V72H214ZM158 74V73H157ZM158 74V75H159ZM162 74H164V73H162ZM161 74V76H163ZM186 74H188V73H186ZM1 75V74H0ZM25 75V74H24ZM74 75V74H73ZM154 75H156V74H154ZM154 75H153V78H154ZM193 75V74H192ZM202 74L200 73V76H201ZM70 76V75H69ZM130 76V75H129ZM136 76V75H135ZM161 76H160V78H161ZM165 76V75H164ZM174 76V77H175ZM188 76V75H187ZM52 77V78H51ZM72 77H74V76H72L71 75V78ZM126 77V76H125ZM137 77V76H136ZM141 77V76H140ZM157 78H158V76H156ZM20 78V77H19ZM133 78V77H132ZM159 78V79H160ZM166 79H168V78H170V76H168V77H165ZM176 78V77H175ZM175 79V80H179V79ZM188 78V79H187ZM192 78V77H191ZM193 78H195L194 76H193ZM209 78V79H208ZM51 79V80H50ZM73 79V78H72ZM145 79V78H144ZM161 79H163V78H161ZM161 79H160V81L158 80V79H155L156 81L158 80V82H161ZM172 79V82H174L175 83V81H174V78H173V76H172V78H170V79H168V80H171ZM195 79H197V78H195ZM210 79V80H211ZM17 80V79H16ZM73 80H75V79H73ZM81 78L80 79H77L75 82H74V84H72L73 86H77V83H79V82H81V81H83V80H81ZM127 80V79H126ZM142 80V79H141ZM164 80V79H163ZM55 81V82H56ZM117 81H119V79L117 80ZM167 81V80H166ZM198 81V80H197ZM14 82H15V84H14ZM18 82V81H17ZM50 82V83H49ZM142 82V81H141ZM144 82V81H143ZM142 82V83H143ZM147 82V81H146ZM164 82H165V80H164ZM178 82H180V81H178ZM204 82V81H203ZM54 83V82H53ZM118 83V82H117ZM128 83V82H127ZM167 83H169V81L167 82ZM171 83V81H170V83L169 84H172L171 86L173 87V86H175L177 83ZM183 83V84H182ZM213 83V82H212ZM2 84V85H1ZM51 84H52V86H51ZM58 84H59V86H58ZM114 84V82H112V86H109V87H106V89H105V87L103 86V88L101 87V89H105V91H107L108 92V90H110L111 91V88L113 87L114 89L112 90V92L113 93H115L114 95L116 96L115 97V104L113 103V101H111L110 103H113V104H108V102L110 101V99H108L109 101H106V99H107V93L105 92V91H103V90H99V88H98V90H97V88H96V90L97 91H99L98 93H100V91H101V93L99 94L100 96L98 97V98H103V97H105V98H103L102 100L103 101H99V102H102V103H100V104H104L103 106H105V109L106 110H108L109 111V109H111V108H114V109H116L118 106H117V104H118V102H119V100H120V98H121V96H122V93L124 92V90L123 89H120V90H118L117 89V87L118 86H116L115 84V86L113 85ZM126 84V83H125ZM155 84H157L156 82H155ZM162 84V83H161ZM174 84V85H173ZM180 84V83H179ZM211 84V83H210ZM22 84H21V86L19 87L20 89H22V86H23ZM56 85V86H55ZM79 85V84H78ZM122 85H120V87L121 88H123V86ZM142 85V87L145 85L144 83L143 84H141ZM159 85V84H158ZM158 85H156L157 87H158ZM212 85V84H211ZM216 85V86H217ZM2 87V88H5V87ZM23 86V88H25ZM126 86V85H125ZM146 87H147V85H145ZM180 86V85H179ZM215 86V87H216ZM219 86V85H218ZM16 87V86H15ZM57 87H59V88H57ZM66 87L68 88L69 86H65V87H63V89L65 88V90H67L66 89ZM176 87V86H175ZM12 88V87H11ZM30 88V89H29ZM47 88V89H46ZM61 88V89H60ZM71 88H73L72 86L71 87H69L68 89H71ZM108 88V89H107ZM110 88V89H109ZM116 88V89H115ZM144 88V87H143ZM218 88H220V86L218 87ZM14 89H16V88H14ZM140 89V88H139ZM144 89H146L147 90V88H144ZM157 89H160V88H157ZM195 89H196V87H195ZM217 89V88H216ZM1 90V89H0ZM8 90H9V92H8ZM22 90H24V89H22ZM93 90H95V89H93ZM118 90V91H117ZM222 90V89H221ZM220 89H217V91H221ZM13 91V90H12ZM15 91V90H14ZM14 91L12 92V93H14ZM48 91V90H47ZM50 91V90H49ZM104 92V94H103V92ZM143 91H145V90H143ZM158 91H161V90H158ZM21 92V91H20ZM147 92V91H146ZM149 92V91H148ZM210 92V91H209ZM2 93L3 92H1V95H2ZM15 93H19V92H15ZM48 93H53V92H47L46 94H45V97H46V95H48ZM151 93V92H150ZM212 93V92H211ZM219 93V92H218ZM218 93H215L216 95L218 94ZM223 93H224V91H223ZM228 93V92H227ZM54 94V93H53ZM189 94H191V92L189 93ZM2 95V96H3ZM8 95V96H7ZM16 95V94H15ZM101 95H105V96H101ZM216 95H215V97H216ZM17 96V95H16ZM38 96V95H37ZM49 96H51V95H48V97ZM187 96H188V94H187ZM173 97V96H172ZM7 98H9V99H7ZM10 98H12V99H10ZM109 98V97H108ZM14 99H16V98H14ZM36 99V98H35ZM41 98H39L38 100H40ZM48 99V98H47ZM172 99V98H171ZM99 100V99H98ZM101 100V99H100ZM163 100V99H162ZM166 100V99H165ZM199 100V99H198ZM258 99L256 98L255 99V101H257ZM12 101V102H11ZM158 101V100H157ZM159 101H160V99H159ZM167 101V100H166ZM197 101V100H196ZM17 102V103H16ZM42 102H45V104H46V98H43L42 99ZM58 102L59 101H57L56 103L58 104ZM146 102V101H145ZM184 102V101H183ZM186 102V101H185ZM4 103H6V105H5V107H4ZM36 103V102H35ZM55 103V104H56ZM162 103H165V104H167L164 100H163V102ZM3 104V105H2ZM165 104H163V105H165ZM181 104H183V105H180V108L183 106L184 107V103H181ZM37 105H38V103H37ZM60 105V104H59ZM101 105V106H102ZM150 105V104H149ZM148 105V106H149ZM198 105H199V103H198ZM161 106V105H160ZM21 107V109H19ZM166 107V106H165ZM7 108V109H6ZM104 108V107H103ZM164 108V107H163ZM167 108H168V106H167ZM170 108V107H169ZM18 109V110H17ZM32 109V108H31ZM30 109V110H31ZM45 109V108H44ZM118 109V108H117ZM116 109V110H117ZM184 109V108H183ZM7 110V111H6ZM47 110V109H46ZM46 110H45V112H43L42 114L40 113V115H42V116H45V115H48V114H50V113H47L46 114ZM51 110V109H50ZM112 110V109H111ZM165 110H166V108H165ZM181 110H182V108H181ZM203 110V109H202ZM15 111H16V114H18V115H16L15 114ZM19 113H18V112ZM25 111V110H24ZM48 111V110H47ZM54 111V110H53ZM52 111V112H53ZM179 111V110H178ZM204 111V110H203ZM257 111V110H256ZM26 112V111H25ZM51 112V111H50ZM28 113H31V111H28ZM27 113V114H28ZM36 113L37 112H32V115H36ZM45 113V114H44ZM110 113V112H109ZM154 113V112H153ZM162 113V112H161ZM180 113V112H179ZM212 113H213V111H212ZM257 113V112H256ZM258 113H261V112H258ZM263 113V112H262ZM262 113L260 114L261 116L260 117H262ZM26 114V113H25ZM24 114V115H25ZM52 114V113H51ZM157 114V113H156ZM2 115V114H1ZM1 115H0V117H1ZM34 115V116H35ZM40 115H36V117L38 116V117H40ZM160 115V114H159ZM181 114H179L178 116H180ZM17 116V117H16ZM153 116H155V115H153ZM23 117V116H22ZM24 117H26V116H24ZM31 117V116H30ZM63 117V116H62ZM68 117V116H67ZM263 117H264V114H263ZM2 118V117H1ZM21 120H20V119ZM45 118V117H44ZM86 118V117H85ZM120 118H122V116L120 117ZM157 118V117H156ZM27 119V118H26ZM31 119H32V117H31ZM64 119V118H63ZM79 119V118H78ZM16 121V122H15ZM14 122L17 124H14ZM17 122H19V123H17ZM63 122H64V120H63ZM53 124V123H52ZM245 124V123H244ZM244 124H241V126L242 125H244ZM32 125V124H31ZM79 126H80V129H77V128H79ZM63 127V126H62ZM64 127H65V125H64ZM231 127H233V128H236V127H240V126H238V125H231ZM243 127V126H242ZM241 127V128H242ZM243 128H246V126L244 125V127ZM35 129V128H34ZM186 129V128H185ZM185 129L184 128H182V130H183V132H185ZM75 130V131H76ZM129 130V131H128ZM247 130V129H246ZM36 131L38 132V131H40V130H38V128L36 129ZM150 131V130H149ZM248 131V134H249V136L251 137H253L254 139H256V138H258L259 136H262V138H264V129H262V130H260L261 132H257V133H254V132H252L251 130H247ZM258 131V130H257ZM66 132V131H65ZM147 132V131H146ZM165 132V131H164ZM163 132V133H164ZM178 132V131H177ZM5 134V135H4ZM38 134H39V132H38ZM134 134V135H133ZM144 134V136H148L149 137V132L148 133H142V135ZM165 135L167 134V133H164ZM164 134H162V135H164ZM184 134V133H183ZM3 135H4V137H3ZM93 136L94 138H95V142H93V143H95L94 145H92V144H90L89 142H86L85 144L83 143H81L80 144V139H84L85 137H87V136ZM119 135H117V136H119ZM2 136V137H1ZM39 136V135H38ZM64 136H67V137H64ZM143 136V137H144ZM167 136H169V135H166L165 136V138L167 137ZM6 137V138H5ZM168 138V137H167ZM187 138V137H186ZM5 139V140H4ZM57 140L58 142H59V146H57V145H54L53 144V142H54V140ZM190 139V138H189ZM250 139V138H249ZM79 140V141H78ZM156 140V139H155ZM167 140V139H166ZM263 140V139H262ZM3 141H4V143H3ZM157 141H159L158 139L156 140V142ZM188 141V140H187ZM6 142V143H5ZM32 142V141H31ZM263 142V141H262ZM19 143H23L24 145L22 146V147H20L19 146ZM6 144V145H5ZM2 145V146H1ZM168 145H170V144H168ZM5 146V147H4ZM136 146H138V148H139V150H137L136 149ZM158 145H157V143H156V147H157ZM172 146V145H171ZM173 146H175V145H173ZM176 147V146H175ZM160 148V147H159ZM247 148V147H246ZM172 149H174V148H172ZM155 150L157 151V148H155ZM174 150H176V149H174ZM248 150V149H247ZM102 151V149H99V152H101ZM155 151V152H156ZM249 151V150H248ZM81 153V155H79V157L80 158H78L77 156H76V153ZM158 152V151H157ZM173 152V151H172ZM68 153H70V155L68 156ZM140 153V154H139ZM144 153V152H143ZM174 153V152H173ZM38 154H41V156H42V158L40 159V160H38L37 159V155ZM78 155V154H77ZM137 155V159H136V161H143L144 159V156L143 157H139ZM142 155H144V154H142ZM145 155H146V153H145ZM148 155V154H147ZM152 156V155H151ZM191 156V155H190ZM189 156V157H190ZM195 156H193V158H194ZM136 158V157H135ZM147 158V157H146ZM149 158V157H148ZM147 158V159H148ZM139 159V160H138ZM188 159V158H187ZM196 159V158H195ZM195 159H193V161L195 162V163H197V161L195 160ZM146 160V159H145ZM145 160L142 162V164H145ZM182 160H184L183 158H182ZM192 160V159H191ZM190 159L188 160L189 162H192ZM136 161H135V163H136ZM81 162H85V164L84 165H81L80 163ZM120 162V163H121ZM149 162V161H148ZM185 162V161H184ZM150 163V162H149ZM186 163V162H185ZM200 163V162H199ZM202 163V162H201ZM20 164H26V165H28V169H24V168H19V166H20ZM166 164V163H165ZM198 164V163H197ZM123 165V164H122ZM148 165V164H147ZM167 165V164H166ZM202 165V164H201ZM119 166H120V168H121V165L119 164L116 168H118V169H116V168H114L113 167V171L114 170H116L117 171V173H119V171H121L120 170V168H119ZM136 166V165H135ZM19 169V170H18ZM129 169H127V172L129 173L130 171H129ZM119 170V171H118ZM207 170H209L208 168H207ZM133 171V170H132ZM131 171V175H128L127 173V175H128V177L129 178H131V180H136L137 178H138V176L137 177H133V174H134V176H135V173L137 172V175L138 174H140V173H138V171H133L132 172ZM140 171V170H139ZM115 172V171H114ZM114 172H111V175H112V173H113V177H114ZM190 172V171H189ZM24 173H27V176L26 175H24ZM14 174V175H15ZM78 174V173H77ZM88 174V173H87ZM120 174V173H119ZM76 175V176H75ZM127 175H126V177H127ZM142 175V174H141ZM25 176V177H24ZM38 176H40L39 178H40V180L37 182H35V179H37L38 178ZM58 176L59 177H64L65 178V180L64 181H58L57 180V178H58ZM117 178H118V175L116 176ZM140 177V176H139ZM198 178L200 177V176H197ZM115 178V177H114ZM133 178V179H132ZM192 178H194V177H192ZM198 178H196V180L198 179ZM140 179V178H139ZM112 180H113V178H112ZM118 179H116V181H117ZM194 179H192V180H190V181H184V179H182L181 181H180V185H186V184H188V183H190V182H192ZM140 181V180H139ZM139 181H138V179L135 181V184H136V182L137 183H139ZM114 182H115V180H114ZM116 183V182H115ZM4 184V183H3ZM16 184V183H15ZM118 184V183H117ZM116 184V185H117ZM134 184V187L136 188V186L137 185H135ZM115 185V186H116ZM139 185V184H138ZM78 186V185H77ZM140 186V185H139ZM142 186V185H141ZM117 187H118V185H117ZM87 190V191H88ZM264 190V189H263ZM143 191V190H142ZM65 192H67V194H64ZM13 194H14V192H13ZM12 194V195H13ZM145 194V193H144ZM143 194V195H144ZM34 195V194H33ZM68 195V196H67ZM203 196H204V194H202ZM201 195V196H202ZM6 196V195H5ZM4 196V197H5ZM22 196L24 197V200L22 201ZM59 196V197H58ZM67 196V197H66ZM211 196V195H210ZM210 196H208V198L207 199H211V197ZM1 197V196H0ZM205 197V196H204ZM207 197V196H206ZM210 197V198H209ZM3 198V197H2ZM1 198V199H2ZM29 198V199H28ZM79 198V197H78ZM263 198V197H262ZM4 199V198H3ZM34 199V198H33ZM144 199V198H143ZM201 199V198H200ZM204 199H206V198H204ZM264 199V198H263ZM5 200V199H4ZM8 201L9 202H11V203H8ZM53 201H54V199H53ZM37 202V203H38ZM5 203V204H6ZM13 203V205H11ZM263 203H264V200H263V202H262V204H261V202H260V204L261 205H263ZM262 207V206H261ZM260 207V208H261ZM67 208V207H66ZM179 209V208H178ZM262 209V208H261ZM182 210V209H181ZM264 210V205H263V209L261 210V211H263ZM18 211V210H17ZM131 211V210H130ZM133 211V210H132ZM260 211V210H259ZM23 212V213H22ZM111 212H112V210H111ZM166 212V211H165ZM170 212V211H169ZM179 212V211H178ZM19 213V212H18ZM134 213V212H133ZM163 214L162 215H164V217H165V214H168V213H165L164 214V212H162ZM183 213V212H182ZM2 214V213H1ZM31 214H32V212H31ZM114 214H116V215H114V217H116V220L118 221V223L119 222H121V220H122V218L119 220L118 218H117V212L116 211H114ZM119 214V213H118ZM132 214V213H131ZM91 215V214H90ZM179 215H182L181 213H179ZM85 216V215H84ZM83 216V217H84ZM93 217H94V215H92ZM119 216V215H118ZM80 217V218H78V221L76 222V227L75 228H80L81 226H80V222H81V220L83 219V220H86L87 219V217L88 216H86V217ZM176 217V216H175ZM82 218V219H81ZM88 218H90V217H88ZM92 218V217H91ZM95 218V217H94ZM160 218H163L162 216H160ZM26 219H28V218H26ZM38 220V218L35 216L34 217V219H33V221L34 220ZM96 219V218H95ZM95 219H91V220H95ZM82 220V221H83ZM0 221L1 222H5V221H7L6 220V218H4V219H1L0 218ZM94 224V223H93ZM27 225V224H26ZM92 225V224H91ZM120 225H122V227H120V229H117L115 232L116 233H114L115 235L112 237L111 235H110V239H109V241L108 242H102V245L101 246H103L102 248L104 249V250H106L105 251V253L104 252H102V248H101V251L100 250H98V251H96V246H95V251H94V253H92L88 258H82V256H81V254H76V250H75V246H76V244H81V237L80 238H78V235H76L75 233V230H74V232L72 231L71 232V234L69 235V236H67V237H65V238H63V239H60V238H58V240L57 241H54V236H52V235H49V234H47V233H45V235H47V236H45L44 234L42 235V233L43 232H39L38 230L39 229H37V228H35V227H32L31 226V230H33V229H35L36 230V234H38V237H39V247L41 248V250H42V255H40V254H37L36 252H34L33 254H29L28 255V257L26 258V260H25V262H24V264L25 263H27L29 260H32V259H40V260H42L45 264H58V262H60V263H63V264H128V258H127V255H128V253H129V251L127 252V254H126V250H128V249H126V250H124L125 249V247H127V244H126V242L124 243V241L122 242L121 240H119V237H118V234H119V231H120V233H123L124 234V236L127 234V232H128V238H129V241H127V242H129L130 244H134V242H135V237L134 236H132V234L133 233H131L132 232V229L130 230L131 232V236H130V234H129V231L127 230V226H128V224H127V226L125 227V225H123V224H121L120 223ZM155 225V226H154ZM153 225V228H155L154 230H155V232H156V229H158V228H156V224H154ZM169 225H167V227H168ZM25 227H28V225L27 226H25ZM18 228V227H17ZM15 229L14 228V231L15 230H17L18 231V229ZM30 228V226L26 229L27 231H28V233H29V229ZM74 228V227H73ZM89 228V230H88V232L90 231L91 232V230H95V229H93V227H91V226H89L88 227ZM96 228V227H95ZM119 228V227H118ZM169 228H171V227H169ZM169 228H167L168 230H169ZM20 229V228H19ZM129 229V228H128ZM244 229V228H243ZM35 230H33V231H35ZM126 230H127V232H126ZM92 231V232H93ZM170 231V230H169ZM30 232H32V231H30ZM247 232V231H246ZM83 233H84V231H83ZM96 233V232H95ZM94 233V234H95ZM1 234V233H0ZM222 235V234H221ZM2 236H4L5 237V234L3 233V234H1L0 235V237L2 238ZM54 237V238H52V237ZM123 236V235H122ZM20 240H24L25 239V235H23V234H21L20 233ZM47 237V238H46ZM94 237H96V236H94ZM164 237V236H163ZM126 238V237H125ZM159 239H160V241H161V243L162 244H166L165 242V237H164V239L162 238V236H159L158 237ZM105 239V238H104ZM104 239H102V240H104ZM198 239V238H197ZM230 239V238H229ZM229 239H228V244H227V248L229 249V250H231L230 248L231 247H233V246H235V248H236V245L234 244V243H232V242H230L229 241ZM8 239H7V237H5V244H4V246H3V248L1 249V251H0V260L2 261V264H16V262H14L11 258H10V256L8 255V251H7V246L8 245H10V242L9 241H7ZM125 240H127V239H125ZM192 240V239H191ZM200 240V239H199ZM223 240H225V241H227L226 239H223ZM236 240V239H235ZM106 241H107V239H106ZM190 241V240H189ZM83 242V241H82ZM200 242V241H199ZM173 243H174V241H173ZM186 243V242H185ZM225 243V242H224ZM227 243V242H226ZM31 244H32V242H31ZM55 244H57V245H55ZM65 244H68V248H65ZM84 244V243H83ZM192 244V243H191ZM223 244V243H222ZM251 244V243H250ZM136 245V244H135ZM167 246H168V244H166ZM175 245H177V244H175ZM181 245V244H180ZM225 245V244H224ZM223 245V246H224ZM252 245V244H251ZM11 246V245H10ZM81 246V245H80ZM83 246V245H82ZM125 246V247H124ZM173 246V247H172ZM189 246H190V244H189ZM31 247V246H30ZM35 247V246H34ZM38 247V248H39ZM46 247H48L49 249L50 248H53V250L51 249V251H53L52 253L53 254H55V255H57V257L56 258H54V255L52 256H50V257H48V255H47V252H45V250H46ZM169 247L171 248H174V247H176V246H174L173 244L170 246L169 245ZM177 247H178V245H177ZM182 247V246H181ZM193 247V246H192ZM230 247V248H229ZM252 247V246H251ZM261 247V246H260ZM36 248V247H35ZM124 248V249H123ZM262 252L261 253H264V245L262 244ZM18 249V251L20 252V254H21V249L20 248H17ZM37 249V248H36ZM48 249V250H49ZM77 249V248H76ZM93 249H94V247H93ZM193 249V248H192ZM236 249H238V248H236ZM251 249V248H250ZM32 250V249H31ZM84 250V249H83ZM87 250V249H86ZM103 250V251H104ZM119 251V253H118V255L117 256H115V257H112L111 256V254H112V252H114V251ZM123 250L125 251V252H123ZM138 250V249H137ZM176 250V252H177V254L181 257L180 259H182L181 261H183V262H181V264H184L185 262V264H191V263H193L192 261H193V259H192V261H191V258H190V262H189V258H188V260H187V251H186V253H184V251H181V250H179V248H177V249H174V251ZM232 250H233V248H232ZM261 250V249H260ZM260 250H259V252H260ZM89 252H90V250H88ZM87 251V252H88ZM197 251V250H196ZM238 251H239V249H238ZM237 251V252H238ZM251 251V253H252V249L250 250ZM83 252V251H82ZM86 252V251H85ZM231 252V251H230ZM246 253H244L243 255H241L242 257H245V263L247 264L248 262H247V257L248 256H251L250 254L251 253H249V251H245ZM32 253V252H31ZM106 254L105 256H103V255H101V254ZM219 253H221L220 251H219ZM253 253H255V251H253ZM256 253H258V252H256ZM255 253V254H256ZM260 253V254H261ZM51 254V253H50ZM126 254V255H125ZM187 254V255H186ZM190 254V253H189ZM202 254V253H201ZM238 254V253H237ZM236 254V255H237ZM254 254V255H255ZM88 255V254H87ZM149 255V254H148ZM203 255V254H202ZM220 255V254H219ZM235 255V256H236ZM240 255H237V256H239L240 257ZM245 255H247V256H245ZM258 255V254H257ZM264 255V254H263ZM15 256H17V258H19V257H21L22 258V256L21 255H15ZM47 256V257H46ZM84 256V255H83ZM101 256H103V257H101ZM129 256V255H128ZM190 256V255H189ZM197 256V257H196ZM198 256H200V254L199 255H195V257H194V260L197 258H199ZM207 256V255H206ZM214 256H216V255H214ZM261 257H262V255H260ZM105 257V258H104ZM150 257H152V256H150ZM204 257V256H203ZM211 256H209L208 258H210ZM241 257V258H242ZM252 257V256H251ZM257 257H259V256H257ZM261 257H259L258 259L256 258V256H255V259L256 260H254L253 261V263L254 264H258V262H261V261H263L262 263L264 264V259L263 260H261L260 258ZM264 257V256H263ZM20 258V259H21ZM221 258V257H220ZM254 258V257H253ZM132 259V258H131ZM140 259V258H139ZM145 259V258H144ZM151 259V258H150ZM155 259V258H154ZM204 259V258H203ZM22 260H24V259H22ZM130 260V259H129ZM200 262H203V261H201V259H198ZM206 260H208V259H206ZM253 260V259H252ZM252 260H250V259H248V261H249V264H250V262L252 261ZM257 260H258V262H257ZM261 260V261H260ZM135 261H136V259H135ZM135 261L134 260H131L129 263L130 264H135ZM152 261V260H151ZM213 262L214 264H216V262L215 261H217V263H218V257H212V259L210 260V261H208V263H210V262ZM221 261H223L222 259H221ZM137 262V261H136ZM139 262V261H138ZM143 262V260H141V263ZM150 262V261H149ZM175 262V261H174ZM189 262V263H188ZM195 262V261H194ZM197 262V261H196ZM212 262H211V264H212ZM153 263V262H152ZM223 264H224V262H222ZM244 263V264H245ZM137 264V263H136ZM144 264H149L148 262H146L145 263V261H144ZM158 264V263H157ZM167 264V263H166ZM174 264V263H173ZM196 264V263H195ZM259 264H261V263H259Z\"/></svg>",
  "mask_w": 264,
  "mask_h": 264
},
{
  "label": "crops",
  "instance_id": "3",
  "mask_svg": "<svg viewBox=\"0 0 264 264\" xmlns=\"http://www.w3.org/2000/svg\"><path fill=\"white\" fill-rule=\"evenodd\" d=\"M201 171H203L202 168H201ZM176 179H178V178H176ZM190 180H191V177L185 179V181H190Z\"/></svg>",
  "mask_w": 264,
  "mask_h": 264
}]
</instances>
